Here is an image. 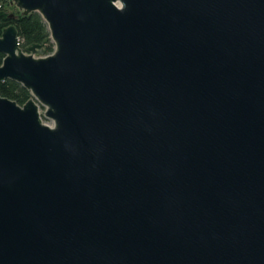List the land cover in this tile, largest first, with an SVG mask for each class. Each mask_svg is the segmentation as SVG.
<instances>
[{
  "label": "water",
  "instance_id": "water-1",
  "mask_svg": "<svg viewBox=\"0 0 264 264\" xmlns=\"http://www.w3.org/2000/svg\"><path fill=\"white\" fill-rule=\"evenodd\" d=\"M12 3L0 264H264V0Z\"/></svg>",
  "mask_w": 264,
  "mask_h": 264
},
{
  "label": "trees",
  "instance_id": "trees-1",
  "mask_svg": "<svg viewBox=\"0 0 264 264\" xmlns=\"http://www.w3.org/2000/svg\"><path fill=\"white\" fill-rule=\"evenodd\" d=\"M15 25L19 37L22 40V47L25 48L31 44H44L46 54H51L55 50V43L51 39V31L42 15L34 13L23 15L13 3L12 0H0V36L3 29ZM5 58V54L0 52V66ZM0 95L23 105L32 98L31 91L22 86L19 82L6 79L0 82Z\"/></svg>",
  "mask_w": 264,
  "mask_h": 264
},
{
  "label": "rangeland",
  "instance_id": "rangeland-1",
  "mask_svg": "<svg viewBox=\"0 0 264 264\" xmlns=\"http://www.w3.org/2000/svg\"><path fill=\"white\" fill-rule=\"evenodd\" d=\"M44 109H45V108L42 107V110H44ZM44 121H45V123L48 124V125H50V124L52 125V124H53V121H52L51 119L44 118Z\"/></svg>",
  "mask_w": 264,
  "mask_h": 264
},
{
  "label": "built area",
  "instance_id": "built-area-1",
  "mask_svg": "<svg viewBox=\"0 0 264 264\" xmlns=\"http://www.w3.org/2000/svg\"><path fill=\"white\" fill-rule=\"evenodd\" d=\"M19 42H20V45H21V47H22V40H21V38L19 37Z\"/></svg>",
  "mask_w": 264,
  "mask_h": 264
}]
</instances>
